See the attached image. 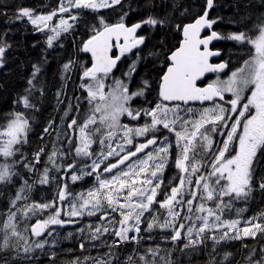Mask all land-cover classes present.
Listing matches in <instances>:
<instances>
[{"label": "snow or ice", "instance_id": "snow-or-ice-1", "mask_svg": "<svg viewBox=\"0 0 264 264\" xmlns=\"http://www.w3.org/2000/svg\"><path fill=\"white\" fill-rule=\"evenodd\" d=\"M120 3L121 0H67L66 3L61 0L58 11L59 13L70 12L72 8L98 11ZM260 4L264 7V0H260ZM213 6L214 0H206V9L194 22L182 26L177 25V29L182 32L183 39L179 47L164 55L167 63L159 78L158 98L155 103L147 100V94L152 88L149 80L141 79L140 85L135 90L130 89L137 64L142 59L140 53H136V60H133L128 70L123 73L124 78H113L111 85H106L105 81L113 73L121 57L144 44L145 37L137 36V30L142 25L147 24L155 28L158 25L163 26L166 21L148 16L128 26L124 22V16H127V13L115 24H108L103 17L99 18V25L93 26V34L81 47V51L91 54V66L84 68L82 73V79L89 82L80 85L87 92L86 100L90 109L82 124H78L77 119L73 118L68 127L71 129L76 126L79 129L78 142L73 144L76 156L84 158L95 156L92 145L97 142V139H94L97 136L99 137L98 143L102 147H107L108 151L105 153L102 150L99 153V157L103 159H92L90 172L85 173L81 169L80 175H71V180L75 182L83 175L98 173L103 160L113 155L120 156V152L124 151V144L132 145L135 137L153 134L146 142L136 145L134 151L120 156L116 163L105 165L104 172L111 173L113 169L118 168L150 145L158 146L153 152L146 154V159L139 160L135 166L129 165L128 170H121L111 179H102L98 174L96 176L98 186L90 189L86 196L83 193L70 192L68 185L65 184L59 188L57 197L51 202L25 206L22 212L25 217L30 212L53 209L46 219L38 220L31 225V236L37 238L31 243L18 231L16 213L9 210L8 218L0 229L4 232L0 251L14 247L10 244L12 237L24 240L23 252L26 259L31 258L28 254L35 249L43 250L49 241L46 237L44 239L40 237L44 236L46 231L48 236L53 235L52 231H48L50 226H63L75 222L73 219H62V208L57 206V201L63 204L70 196L73 198L69 202L70 210L65 213L70 218L81 217L85 214L94 216L100 212L102 214L99 219L108 220L107 209L120 214L122 218L115 222L119 224V227L112 229V235L116 239L108 245L110 249L118 248L123 243H139L143 239L141 224L144 222L145 213L151 215L155 211L153 208L155 204L167 209V217L161 223L158 215H151L150 222L144 230L151 232L155 227L161 230L171 229V235L164 237L165 240L173 243V249L168 250L169 256L174 250L180 253H184L187 249L198 250L209 239L214 242L212 251L215 252V245L220 244L221 241L240 239L241 234L244 237H255L258 231L264 232V222L253 223L258 219L257 217L247 220L243 227L239 226L240 220L238 219L222 220L223 213L232 208L234 201H247L257 187L253 184L254 162L259 163L257 154L264 149V14L256 16L253 13L250 16H242L241 21L250 22V27L246 24L245 30L221 33L213 29V25L217 24L218 20L209 18V10ZM56 14V11H53L48 15H33L32 10L21 8L16 19L26 17L38 31H43L49 27L48 22L52 21ZM11 19L9 17V21ZM70 19L75 21L78 16L72 15ZM229 23H235V21H229ZM72 27L73 25L68 23V20L61 18L58 25L51 27L55 35L48 36V46L52 47L53 40L62 32H68ZM204 29L210 30V34L202 37L201 33ZM221 40L244 45L249 55V58L244 60L243 66L232 71L226 80H221L219 73L224 72L228 67V61L212 63L211 58L220 56L221 52L219 49L213 50L209 47L213 41ZM9 47L10 45L0 38V67L4 66V55ZM113 48L119 49V55H110ZM149 55H156V53H149ZM72 64V61L64 64L63 71L69 72ZM40 72V65L34 64L31 78L27 81L30 87L25 89L26 94L17 101V103L22 102L27 109L35 108L30 97L36 90L33 82L37 80ZM208 73H216L217 78L207 83L206 86L198 85V81H201ZM106 87L108 91H105ZM40 91L42 92V89ZM245 92H250V95L245 96ZM225 93L231 94L227 100ZM137 97L143 98L145 104H152V106L134 107L133 101ZM196 101L201 104L205 101L214 102V104L212 107L201 109L198 118H190L189 114L194 115L193 109L191 107L182 108L181 103L188 105L189 102ZM219 101L224 103L221 104ZM225 105H230V107ZM181 112L185 115L182 116ZM122 116H127L130 120L150 117V122H145L142 126L130 127L127 123H121ZM229 121L232 122L229 124ZM161 126L162 129L174 134L175 146L178 149L174 164L182 175L177 177L179 183L171 186L170 191L166 190L164 199L158 201L156 199L158 190L164 183L163 172L172 156L170 151L172 145L169 138L164 136L158 141L154 135L161 131ZM223 128L229 130L222 132ZM28 131L29 120L22 113L9 114L7 123L0 131V156L6 161L15 156L19 151L15 146L26 142ZM47 131L46 128L45 132ZM117 132L121 133L124 144H117L113 147L111 142ZM212 133L226 137L220 142L221 146L215 150H213ZM69 143L73 142L69 141ZM39 155V153L36 154V162H39ZM56 156L57 153L53 151L48 158L54 166ZM16 163H19V160L11 164L7 162L0 164V184L12 182L13 176L16 175L13 171ZM25 167L31 169L32 166L26 164ZM73 167H75L74 164L68 165L67 170ZM85 167L89 165L86 164ZM202 167L208 169L206 173L201 174ZM48 171V168H45L39 183H49ZM193 176L196 177L195 181L192 179ZM25 188L30 189L27 182H25ZM25 188H21L16 194L15 200L11 202L12 207H15L16 201L25 198L22 195ZM185 189L189 197L186 200L183 195ZM258 189L264 191V177L259 179ZM196 200L201 202L194 207L193 202ZM205 202H214V206L206 207ZM185 205L187 212L181 218L180 214ZM239 211L243 210H238V213ZM193 213L202 214L195 216V220L200 221L198 225L190 215ZM182 220H188L190 223L185 225ZM88 230L91 233L89 239L92 241L100 239L101 235L109 232V228L103 225L95 227L94 230L89 226ZM25 231H28L27 227ZM79 231L84 232L85 230L79 229ZM205 233L213 234L206 235ZM181 240L186 242L177 247V242ZM54 244L55 241H53V246ZM79 247L84 250L85 244L81 242ZM147 252L156 257L159 255L160 248L159 246L148 248ZM106 255L108 259L93 258V264H113L114 261L119 260L116 253L112 251ZM209 255V264H225L231 253L226 252L223 260L219 262L211 257V254ZM54 256L53 253L50 259ZM254 257L256 253L252 251L246 257L247 264H264V249H261L258 258ZM87 259L89 257H85V260ZM128 259L131 260L132 257ZM140 259L144 261V264H155L154 259L148 261L144 256ZM161 259L165 261V264H173V261L169 259L164 257ZM73 264H79V260L77 259Z\"/></svg>", "mask_w": 264, "mask_h": 264}, {"label": "trees", "instance_id": "trees-1", "mask_svg": "<svg viewBox=\"0 0 264 264\" xmlns=\"http://www.w3.org/2000/svg\"><path fill=\"white\" fill-rule=\"evenodd\" d=\"M64 2L66 3L67 0ZM60 3L61 0H0V38L10 45L4 55V66L0 67V131L3 130L11 113H22L29 120L26 142L19 145V152L10 161L12 163L19 160V163L13 167L16 175L13 176L11 183L0 184V213L3 216L4 212L14 210L10 204L15 199L23 181L34 183L27 198V202L32 203L51 202L56 198L57 192L63 184L70 186L71 192L75 194L79 190L86 189V183L89 182L86 178L79 183L69 184L72 172H66L68 165L74 164L76 169H79L85 163H82L80 157L76 156L73 148L76 126L70 129L68 124L73 118L77 119L78 124H82L90 109L86 100L87 93L80 85L84 83L81 76L83 69L91 66V56L81 51V47L93 34V26L99 25V18L103 17L108 24H115L127 13V16H124V22L127 25L140 22L148 16L166 21L163 26L158 25L155 28L147 24L142 25L140 34L145 37V42L138 51L142 59L138 62L136 73L133 76L132 90L140 85L141 79L151 82L152 88L147 94V100L155 103L158 98L159 78L167 63L164 55L174 51L182 39V32L177 29V25L182 26L194 21L206 9V0H121L120 4L98 11L72 8L70 12H65L64 16L77 15L78 19L74 21L73 27L68 32H63L58 39L53 41L52 47L47 44L48 32L36 33L37 29L26 18L16 19L21 8L32 10L33 15L50 14L53 11L58 13ZM253 13L256 16L264 14V7L261 6L260 0H214L211 19L218 20L215 24L216 31L227 33L245 30L246 24L250 27V22H242L241 17L250 16ZM9 17L12 18L11 21H9ZM59 17L61 15L57 14L55 20H58ZM229 21H235V23H229ZM216 48L225 50V54L239 64L249 57L245 46L234 42L221 41ZM136 53L126 56L113 74L119 77L123 70L127 66L129 67V62L137 58ZM149 53H156V55H149ZM131 57L133 59L129 61ZM69 61L73 62L72 68L64 75L63 65ZM34 64L40 65L41 72L38 74L37 80L33 82L36 90L30 97L35 108L27 109L22 102L17 103V101L26 94L25 89L30 87L27 81L31 78ZM231 65L233 67V64ZM133 106L137 108L140 106L151 107L152 104H145L143 98H138L133 102ZM46 128L47 132H45ZM69 141L73 143H69ZM53 151L61 153L59 157L61 171L48 185H44L39 181L45 168L50 166L48 158ZM37 153L40 154L39 162H36ZM257 160L258 164L254 162V185L258 184L261 177H264V149L259 152ZM26 164L32 166L34 173L28 171L29 168L25 167ZM178 176L179 174H176L171 162L163 176L164 183L161 185L158 201L164 199L166 190L170 191L171 186L177 185ZM205 204L213 206L214 202H205ZM240 205L245 209L242 214L236 215L234 210H226L223 213V220L238 219L240 227L245 226V222L253 217L258 218L253 223L264 222V191L256 188L251 197L247 201L242 200L238 206ZM154 207L156 210L151 215H158L161 222L166 217V209L160 208L159 204ZM186 212L187 206L184 207L183 216ZM151 215L147 213L145 216V224L141 228L143 239L138 244L124 243L118 248L110 249L108 245L112 244L114 240L111 232L92 241L89 239L91 233L85 228L86 223L82 221L73 226L59 229L57 244L52 248L47 247L44 250L29 253L30 259H26L24 253H17V250L22 247L21 242L17 243L18 249L11 247L0 251V264H73L77 259L79 264H93V258L108 259L106 254L109 251L116 253L119 257V260L114 261L113 264H144V261L140 259L141 256H144L148 261L154 259L155 264H165L164 260H160L161 257L173 261V264H209L210 255L208 252L217 262L221 261V258L223 260L224 254L227 252L231 253V256L225 261V264H247L246 257L252 251L256 253L254 258H258L261 249H264V232L258 231L255 237H244L241 234L240 239L224 240L215 245V252L212 251L214 242L209 239L198 250L187 249L184 253L174 250L169 256L168 250L173 249V243L170 240H165L164 237L170 236L171 232H165L159 227H155L151 232L144 230L147 223L150 222ZM113 227L112 225L109 231ZM79 229L85 231L80 232ZM222 230L226 231L227 229ZM149 237L151 238L149 239ZM81 242L85 244L84 250L79 247ZM185 242L184 240L177 242V247ZM157 246L160 248L159 255L153 257L147 252V249ZM206 250H208L207 253ZM235 252L236 254H234ZM53 253L55 256L50 259ZM239 253L241 254L238 257ZM85 257H89V259L85 260ZM129 257L132 259L129 260Z\"/></svg>", "mask_w": 264, "mask_h": 264}, {"label": "rangeland", "instance_id": "rangeland-1", "mask_svg": "<svg viewBox=\"0 0 264 264\" xmlns=\"http://www.w3.org/2000/svg\"><path fill=\"white\" fill-rule=\"evenodd\" d=\"M57 14L59 15H61V17H59L58 18V20H55V18H56V16H57ZM56 14V16H54L53 17V20L52 21H49L48 23H49V27L45 30V31H42L43 33H45V32H48L49 33V36H54L55 34L51 31V27H53V26H56V25H58L59 24V21H60V19L61 18H63V19H66V20H68V23H70V24H72L73 25V23H74V21L73 20H71L70 19V17L69 16H64L65 14L64 13H57ZM39 15H48V14H39ZM26 18V17H25ZM28 21H29V23L31 24V22H30V20L28 19V18H26ZM32 25V24H31ZM35 29H36V27L34 26V25H32ZM63 33V32H62ZM62 33H61V35H62ZM60 35V36H61ZM59 36V37H60ZM59 37H57L56 39H58ZM56 39H54V40H56ZM53 40V41H54ZM225 42H233V41H225ZM235 44H236V42H234ZM238 45H240V44H238ZM227 58H228V60H230L231 61V63L233 64V67H232V70H230L229 72H227L224 76H222V77H220V79L221 80H226V79H228V77L231 75V72L232 71H235V70H237V68H239V67H242L243 66V62H241V65L236 61V60H231L230 58H229V56H227ZM132 59H133V57H131V58H129V61L131 60L132 61ZM248 59V58H247ZM134 60H136V58L134 59ZM130 64L132 63V62H129ZM128 63V64H129ZM235 63H237V64H239V65H237V64H235ZM129 64V65H130ZM139 64V63H138ZM234 65H235V67H234ZM128 70V66H127V68L126 69H124L123 70V72H122V74L121 75H119V77L118 76H115L114 74H110V76H109V78L105 81V83H106V85H111L112 84V82H113V78H124L123 77V73L124 72H126ZM68 73V72H67ZM67 73H65L64 72V75H66ZM82 76V75H81ZM134 78V77H133ZM133 78H132V84H133ZM216 78H213L212 80H215ZM83 81H84V83H88L89 81H87V80H84V79H82ZM211 80V81H212ZM210 81V82H211ZM132 84L130 85V89L132 90ZM105 91H108V88L106 87L105 88ZM87 93V92H86ZM226 94H229V93H226ZM138 98H140V97H137L136 99H138ZM135 99V100H136ZM134 100V101H135ZM133 101V102H134ZM213 105H208V106H205V107H201V108H196V109H193V113H194V115L193 114H189V116H190V118H198L199 117V111L201 110V109H203V108H206V107H212ZM182 116L183 115H185V113L184 112H181L180 113ZM145 122H150V117H142L141 119H139V120H130L127 116H122L121 117V123L122 124H124V123H127L130 127H138V126H142ZM208 127H210V125L208 126ZM223 130H224V128L223 129H221V131L223 132ZM2 131V130H1ZM75 137H74V140H75V143H77L78 142V139H79V129H78V127H76V133H75ZM153 134L152 133H150L148 136H141V137H135L134 138V140H133V144L132 145H127V144H124V141L121 139V133L120 132H117V135L115 136V138L112 140V146L113 147H116V145L117 144H124V151L123 152H120V149L119 148H117V151L118 152H120V156H123L124 154H126L127 152H129V151H134L135 150V146L136 145H138V144H140V143H144V142H146V140L147 139H149V138H151V136H152ZM156 137H157V139H158V141L160 140V139H162L164 136H167L168 138H169V141L171 142V145H172V147H171V149H170V151H171V153H172V156L169 158V160H168V164H167V167L165 168V170H164V172H163V176H164V174H165V172L167 171V168H168V166L170 165V163L172 162V164H173V166H174V168H175V171H176V174H179V175H182L177 169H176V167H175V164H174V158H175V154H176V152L178 151V149H176V146H175V137H174V134H172V133H169L166 129H162V126H161V131H158V132H156L155 134H154ZM27 136H28V134H27ZM211 136H212V139H213V141H214V146H213V150H215L217 147H219V146H221V144H220V142L223 140V138H222V135H219V134H217V133H212L211 134ZM27 138V137H26ZM94 139H97V142L96 143H94L93 145H92V150L96 153V155L95 156H93L92 158H84V157H80V159H81V161H82V163H85L84 165H82V166H80L79 167V169H76V167H73L71 170H66V172H72L71 174H70V177H69V179H70V185H73V184H75V183H79V181H82L84 178H86L89 182H87L86 183V186H85V188L86 189H83V190H79V191H77L76 192V194H80V193H83L85 196L87 195V192L90 190V189H94L95 187H97L98 186V181L96 180V176L99 174L100 176H101V178L102 179H111L112 177H113V175H115V174H117V173H119V172H121V170H128V166L129 165H133V166H135L136 165V163L139 161V160H141V159H146V154L147 153H149V152H153L154 151V149L158 146V145H153L145 154H143V155H141V156H139L138 158H136V159H134L133 161H131L128 165H126L124 168H122L121 170H119L118 172H115V173H113V174H108V172H104L103 171V168H104V166L105 165H107V164H110V163H114L115 161H118L119 159H120V156H116V155H113L112 157H109L108 159H106V160H103V162L101 163V165H100V170H99V172L97 173V172H93L91 175H83L80 179H78V180H76L75 182H73L72 180H71V175L72 174H77V175H80V173H81V169H83V171L85 172V173H87V172H90L91 171V167H90V165H91V163H92V159H97V158H99V159H103L102 157H99V153L103 150L105 153L108 151V149H107V147H102L99 143H98V139H99V137L97 136L96 138H94ZM22 145V144H21ZM16 148H18L19 149V145H16L15 146ZM20 150V149H19ZM17 152H19V151H17ZM16 152V153H17ZM60 155H61V153H57V156L54 158L55 159V166L48 160V163L50 164V166L48 167V175H49V183H50V181L56 176V174H58V172L59 171H61V165H60V160H59V157H60ZM210 155V154H209ZM227 155V154H226ZM40 156V155H39ZM14 157V156H13ZM13 157H10V158H8L7 159V161L5 160V158L4 157H2V156H0V164H3V163H5V162H7V163H10V161H11V159L13 158ZM200 157H198V159H199ZM205 163H207V161H205ZM11 164V163H10ZM89 165V167H85V165ZM53 170V171H52ZM208 169H206V168H204V167H202L201 168V174H203V173H206V171H207ZM28 171H30L31 173H34V169L31 167V169H28ZM53 172V173H52ZM163 176H162V179H164L163 178ZM175 178V177H174ZM122 179H126V178H122ZM192 179H193V181H195V179H196V177L195 176H193L192 177ZM179 183V181H177V183L176 184H178ZM32 184H34V183H27V185H29L30 186V189H28V188H25V181H23L22 182V184H21V186H20V188L18 189V191H17V193L18 192H20V190H21V188H25V191L22 193V195L25 197V198H23V199H21V200H19V201H16V204H15V207H13L14 208V210H11L12 212H15L16 213V216H17V222H18V231L25 237V239H27L28 241H29V243H31L32 241H34V240H36L37 238L36 237H34V236H31V233H30V227H31V225H34L38 220H43V219H46L47 218V216L53 211V209H48V210H45V211H39V210H37L35 213H29L28 214V216L27 217H25L23 214H22V212H23V209L25 208V206H30V205H32V204H34V203H32V202H27V198H28V194H29V191H31V189H32ZM44 185H48V183L47 184H44ZM63 185H65V184H63ZM62 185V186H63ZM162 187V186H161ZM68 190L71 192V187L70 186H68ZM160 190H161V188L158 190V195H159V193H160ZM170 190V189H169ZM75 194V193H74ZM158 195H157V198H158ZM184 199L186 200V199H188L189 197H188V195H187V189H185V191H184ZM56 197H57V195H56ZM156 198V199H157ZM72 197L70 196L66 201H64L63 202V204H60V202L59 201H57V206L58 207H61L62 208V215H61V218L62 219H65V220H68V219H73L75 222L74 223H70V224H65V225H63V226H60V225H53V226H50V228L48 229V231H52L53 232V235L52 236H48L47 235V231H46V234H45V236L44 237H42V238H40V239H44L45 237L48 239V241H49V243L48 244H46L45 245V248H47V247H50V248H52V247H54L56 244H57V235L59 234V229H61V228H64V227H68V226H73V225H75L76 223L78 224V223H81L82 221L84 222V223H86V226H85V228L88 230L89 229V226H91L92 227V229L94 230L95 229V227H97V226H101V225H103V226H107L109 229H110V227H112V225L115 227V228H118L119 227V224H116L115 222L116 221H118V220H120L122 217L120 216V214L119 213H113V212H111V210L110 209H107V211L109 212V217H108V220H100L99 219V217H100V215L102 214V213H100V212H98L96 215H94V216H88V215H83V216H81V217H77V218H70V217H68V216H66L65 215V213H67L70 209H69V202L70 201H72ZM225 199H227V198H225ZM15 200V199H14ZM242 200H239L238 201V203H235L236 201H234L233 202V206H232V208L230 209V210H234V212H235V214L236 215H240V214H242L243 213V211L245 210L244 208H242L243 206H238V204L241 202ZM121 202H123V201H121ZM201 201H199V200H196V201H194L193 202V206L195 207L198 203H200ZM154 206H156V204L155 205H153V208L156 210V208L154 207ZM214 206V205H213ZM212 205H209V206H206V207H213ZM10 207H12V204H10ZM185 207H186V205H185ZM238 210H243V211H239V213H238ZM155 212V211H154ZM8 213H9V210L7 211V212H5V215L3 216L1 213H0V229H2V225H3V223L7 220V218H8ZM183 214H184V210L183 211H181V218L183 217ZM147 215V213H145V216ZM192 215V217H193V221L198 225L199 223H200V221H196L195 220V216H197V215H202L201 213H193V214H191ZM145 216H144V218H143V220H144V222L141 224V228H142V226L145 224ZM166 217H167V209H166ZM165 217V218H166ZM224 219V216L222 215V220ZM109 221H112V223H109ZM163 222V220L161 221V223ZM182 222L185 224V225H188L189 223H190V221H188V220H182ZM28 228V231H25V228ZM113 227V228H114ZM112 228V229H113ZM112 229L108 232V233H110L111 232V234H112ZM145 229H146V227H145ZM143 230L141 229V232H142ZM163 231H165V232H171V229H165V230H163ZM58 233V234H57ZM108 233H106V234H108ZM3 235H4V232L2 231V230H0V244H2V239H3ZM130 235H134V233H130ZM101 237V236H100ZM112 238L115 240L116 238L112 235ZM53 241H55V244H54V246H53ZM96 241V240H95ZM159 241H162L161 239H159ZM18 242H21L22 243V247H20L21 249L20 250H17V253L19 252V253H24L23 252V246H24V240H18L16 237H12L11 238V240H10V244H12L14 247V249H18V246H17V243ZM135 243V242H134ZM124 244V243H123ZM128 244V243H127ZM135 244H138V243H135ZM44 248V249H45ZM43 249V250H44ZM37 251H41V249H35L33 252H37ZM32 252V253H33ZM25 254V253H24Z\"/></svg>", "mask_w": 264, "mask_h": 264}, {"label": "water", "instance_id": "water-1", "mask_svg": "<svg viewBox=\"0 0 264 264\" xmlns=\"http://www.w3.org/2000/svg\"><path fill=\"white\" fill-rule=\"evenodd\" d=\"M198 17H199V16H198ZM198 17H197V18H198ZM209 18L211 19V10H209ZM192 22H194V21H192ZM192 22H190V23H192ZM187 24H188V23H187ZM126 25H127V24H126ZM128 26H131V25H128ZM46 29H47V28H45L43 31H45ZM213 29L215 30V25H213ZM40 32H42V31H36V33H40ZM140 32H141V28L137 30V36H139ZM206 34H210V30H208V29H204V30L202 31V33H201V36L203 37V36L206 35ZM182 39H183V37H182ZM182 39H181V41H182ZM121 42H122V41H121ZM220 42H221V41H213L212 44L209 45L210 49L216 50V48H213V46H214V45H218ZM180 43H181V42H180ZM179 45H180V44H179ZM142 46H143V45L139 46V47L136 48V49H133L132 52L137 51V50L140 49ZM178 47H179V46H178ZM219 50H220V49H219ZM115 51H117V55H119V49H118V48H113V51H112V53H110V55H113V56H114V52H115ZM132 52H131V53H132ZM220 52H221V55H220V56H215V57H212V58H211V62H212V63H215V62H213V61L218 60V59H220V58L222 57V50H220ZM87 54H89V55L91 56L90 53H87ZM128 54H129V53H128ZM124 56H125V55H124ZM124 56L121 57V59L118 61V63H117V67L113 70V73L116 72L117 69L119 68V65H120V63L122 62V60L124 59ZM220 62H221V61H220ZM218 63H219V62H218ZM228 70H229V65H228V67L224 70V72H222V73H225V72H227ZM222 73H219V74H222ZM214 74H216V73H208V74H206V76H205L201 81H198V85H200V83L204 82V81L206 80L207 77H209V76H211V75H214ZM200 86H202V85H200ZM204 86H206V85H204ZM173 103H180V102H173ZM211 103H213V102L205 101L203 104H201L199 101H196V102H189V104H188V105H185V106H189V105H201V106H203V105L211 104ZM181 104H182V103H181ZM152 146H153V145H150L148 148L144 149V151L137 153L136 156L131 157L128 161H125L124 164L120 165V166H119L118 168H116V169H113V171H112L111 173H109V172H108V173H109V174H112V173H115V172L119 171V170L122 169V168H123L128 162H130L132 159H134L135 157H138V156H140V155L146 153V152L148 151V149L151 148ZM45 234H46V232H45ZM45 234H44V236H45ZM44 236H42V237H44ZM42 237H40V238H42Z\"/></svg>", "mask_w": 264, "mask_h": 264}, {"label": "flooded vegetation", "instance_id": "flooded-vegetation-1", "mask_svg": "<svg viewBox=\"0 0 264 264\" xmlns=\"http://www.w3.org/2000/svg\"><path fill=\"white\" fill-rule=\"evenodd\" d=\"M222 42H223V40H222ZM216 46L217 45H214L213 46V48H216ZM217 49V48H216ZM138 51L139 50H137V51H135V52H137L138 53ZM135 52H133V53H135ZM130 54H132V53H130ZM130 54H126V56H128V55H130ZM117 55V51H115L114 52V56H116ZM125 56V57H126ZM124 57V58H125ZM249 58V57H248ZM220 61H228V65H229V70L227 71V72H229L230 70H232V63H231V61L230 60H228V58H227V55L225 54V50H223L222 49V57L220 58V59H218V60H215V61H213V62H215V63H218V62H220ZM121 64V63H120ZM241 65V64H240ZM120 66V65H119ZM227 72H225V73H222V74H219V78L220 77H222V76H224ZM213 78H217V74H214V75H211V76H209V77H207L206 78V80L204 81V82H202V83H200V85H202V86H204V85H206L207 83H209ZM230 95L231 94H226L225 93V98H226V100L228 99V98H230ZM248 95H250V92H245V96H248ZM219 103H221V104H223L224 102L223 101H219ZM214 104V102L213 103H211V104H207V105H204V106H200V105H189V106H185V105H183V104H181V107L182 108H188V107H191L192 109H196V108H201V107H205V106H208V105H213ZM225 106H227V107H230V105H225ZM232 121H229L228 123L230 124ZM229 129L228 128H224V130H223V132H227ZM222 138H223V140L226 138L224 135H222ZM149 150V149H148ZM262 150V149H261ZM260 150V151H261ZM259 151V152H260ZM259 152H258V154H259ZM258 154H257V156H258ZM139 157V156H138ZM138 157H135L134 159H136V158H138ZM134 159H132L131 161H133ZM130 161V162H131ZM117 161H115L114 163H116ZM130 162H128L127 164H129ZM126 164V165H127Z\"/></svg>", "mask_w": 264, "mask_h": 264}, {"label": "bare ground", "instance_id": "bare-ground-1", "mask_svg": "<svg viewBox=\"0 0 264 264\" xmlns=\"http://www.w3.org/2000/svg\"><path fill=\"white\" fill-rule=\"evenodd\" d=\"M255 1V0H254ZM253 5H255V4H253ZM149 36V35H148ZM33 46H35V45H33ZM7 123V122H6ZM5 123V124H6ZM48 156V155H47ZM53 171V170H52ZM53 173V172H52ZM256 186H258V184L256 185ZM256 188H258V187H256ZM53 197V196H52ZM46 200V199H45ZM8 210V209H7ZM7 212V211H6ZM5 213V212H4ZM252 218V217H251ZM242 224H244V223H242ZM243 227V226H242ZM262 235V234H261ZM264 236V235H263ZM262 236V237H263ZM222 242V241H221ZM164 246H165V244H164ZM209 247V246H208ZM209 251H210V248L208 249ZM208 250H206V253L208 252ZM204 253H205V250H204ZM209 254H210V252H208ZM234 254H236V252L234 253ZM240 254L241 253H239V255H237L238 257L240 256ZM214 255V254H213ZM223 255V254H222ZM204 256H207V255H204ZM212 256V255H211ZM216 256H218V255H216ZM234 256V255H233ZM210 257V256H209ZM219 257V256H218ZM217 257V258H218ZM241 258H243V257H241ZM160 259V258H159ZM244 259V258H243ZM160 260H162V259H160ZM221 260H222V258H221ZM159 261V260H158ZM238 261V260H237ZM161 262H163V261H161ZM210 262V261H209ZM236 262V261H235ZM243 262H245L244 260H243ZM246 262H247V260H246ZM208 264V263H207Z\"/></svg>", "mask_w": 264, "mask_h": 264}]
</instances>
